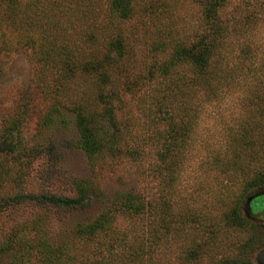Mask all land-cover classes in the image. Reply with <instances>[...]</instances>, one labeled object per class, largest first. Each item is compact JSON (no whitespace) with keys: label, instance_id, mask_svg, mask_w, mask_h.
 I'll return each mask as SVG.
<instances>
[{"label":"rangeland","instance_id":"rangeland-1","mask_svg":"<svg viewBox=\"0 0 264 264\" xmlns=\"http://www.w3.org/2000/svg\"><path fill=\"white\" fill-rule=\"evenodd\" d=\"M82 1L0 0V264H44L38 253L42 240L53 249L72 251L74 245L79 251L78 227L103 214L108 217L101 232L105 248L118 255L109 264H121L118 252L137 241L143 255L136 264H264V209L246 210L248 196L264 191V183L250 185L264 170V80L242 101L243 115L224 125L219 148L208 149L190 192L179 190L175 175L192 122L191 101L213 95L243 68L248 49L241 48V63L228 68L234 53L225 37L229 29L243 32L256 6L248 12L249 0H242L243 8L231 19H220L224 39L213 83L204 88L182 84L170 93L161 64L176 42L195 38L201 9L195 0H138L139 8L123 24L130 43L125 71L106 85L117 92L111 98L115 133L102 118L97 137L105 145L90 156L79 144L70 109L75 85L83 79L64 89L54 64L63 42L74 51L101 47L107 0H90L91 14L78 4ZM87 32L100 41L85 43ZM169 120L180 125L173 143ZM166 145L171 148L164 151ZM148 177L154 183L141 188ZM18 193L83 194V201L70 208L26 198L17 203L11 197ZM129 193L142 204L139 211L121 207ZM233 206L249 221L246 225L225 222L224 213Z\"/></svg>","mask_w":264,"mask_h":264},{"label":"trees","instance_id":"trees-1","mask_svg":"<svg viewBox=\"0 0 264 264\" xmlns=\"http://www.w3.org/2000/svg\"><path fill=\"white\" fill-rule=\"evenodd\" d=\"M195 1L202 13L200 31L195 34V38L191 41L176 42V46L172 48L168 60L161 64L163 74L167 75L163 82L169 88L167 92L170 93L179 90L180 86L183 85L209 87L219 71L216 67L215 57L224 39V30L218 13L222 10L225 0ZM78 4L83 6L86 13L91 14V9L94 7L93 2L83 0ZM141 5L144 6L145 4ZM153 7V9L156 8L155 5ZM138 8V0H107L106 17L101 22L103 30L105 29L102 30L104 36L100 38L102 39L101 47H95L92 50L79 49L74 51L68 49L67 43L63 42L60 45L67 46H61L60 50L57 51L59 59L54 64L58 68L56 75H59V85L66 89L72 80L80 81V79H83L84 81V83L82 81L75 85L77 91L74 92L77 96L76 100L71 103L70 109L76 116L79 144L90 156L100 152L105 145L97 137V133L105 125L101 122L102 118L108 119L107 125L111 126L113 133H115L117 120L111 98L117 92L113 87L109 89L106 85L107 83L114 84L116 75H120L125 71L130 43L129 34L123 28V24L126 20L132 18ZM144 9H147V6H144ZM84 36L85 43L92 44V46L100 41L94 32H87ZM45 53L44 59L50 63V51L46 50ZM180 66L186 67L188 71H180ZM124 85L130 88L131 84L125 83ZM166 99L163 98V100ZM98 122H101V124H98ZM167 125L168 139L173 140L170 142L173 143L178 138L180 125L178 126L172 120H169ZM111 139H113V136H111ZM168 146L164 147V151L171 148V146ZM263 183L264 170H261L250 181V185ZM133 197L129 193L122 198L120 203L125 211H139L142 208V204L135 202ZM11 198L17 203L26 198L40 204L70 208L83 201V194L68 196L55 193H18ZM223 217L228 225L237 227H242L249 222L237 206L228 209ZM107 219V215L103 214L94 221L78 227L76 234L78 238L82 239L79 251H76V248L74 249V245L73 249L71 248L72 251H66L62 247L53 249L43 240L38 242L39 258L44 264H109L118 255L114 251L108 252L105 248L106 243L103 242L105 237L101 232L104 231ZM252 242L251 238L245 245L250 246ZM108 247L107 249H109ZM142 251V245L139 241L134 242L130 246V250H120L118 253L119 258L122 259L121 264H136L143 255ZM227 264L237 263L229 261Z\"/></svg>","mask_w":264,"mask_h":264},{"label":"clouds","instance_id":"clouds-1","mask_svg":"<svg viewBox=\"0 0 264 264\" xmlns=\"http://www.w3.org/2000/svg\"><path fill=\"white\" fill-rule=\"evenodd\" d=\"M264 0H249L248 12L256 6L252 23L240 34L232 33L225 37V44L231 45L233 56L229 57L228 68L239 65L240 49L247 48L249 55L243 59V68L236 75L216 90L213 95L197 96L191 104L194 106L192 122L189 125L181 167L176 170L177 186L186 194L195 177L200 175V166L208 155L209 148H219L218 142L225 124H231L234 118L243 115L242 101L249 95L258 81L264 80ZM237 8H243L242 0H225L222 10L218 13L223 20L231 19ZM246 14V13H245ZM237 19H240L237 16ZM148 167V164H145ZM152 177L142 180L141 188L150 186Z\"/></svg>","mask_w":264,"mask_h":264},{"label":"water","instance_id":"water-1","mask_svg":"<svg viewBox=\"0 0 264 264\" xmlns=\"http://www.w3.org/2000/svg\"><path fill=\"white\" fill-rule=\"evenodd\" d=\"M264 209V191L254 192L246 200V210L248 214H254L258 210Z\"/></svg>","mask_w":264,"mask_h":264}]
</instances>
